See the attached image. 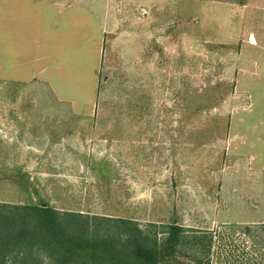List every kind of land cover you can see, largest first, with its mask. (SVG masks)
Here are the masks:
<instances>
[{"label":"rangeland","instance_id":"1","mask_svg":"<svg viewBox=\"0 0 264 264\" xmlns=\"http://www.w3.org/2000/svg\"><path fill=\"white\" fill-rule=\"evenodd\" d=\"M18 4L42 33L0 35V202L82 214L90 235L131 220L146 247L175 223L158 264H264L261 0H76L47 36ZM28 252L5 264H50Z\"/></svg>","mask_w":264,"mask_h":264},{"label":"trees","instance_id":"2","mask_svg":"<svg viewBox=\"0 0 264 264\" xmlns=\"http://www.w3.org/2000/svg\"><path fill=\"white\" fill-rule=\"evenodd\" d=\"M61 212L44 204L0 202V264L21 253L31 256L30 248L48 256L50 264H158L175 253L184 237L182 227L171 223L162 243L146 247L149 233L131 220H116L128 227L122 235L98 236L90 235L87 216Z\"/></svg>","mask_w":264,"mask_h":264},{"label":"crops","instance_id":"3","mask_svg":"<svg viewBox=\"0 0 264 264\" xmlns=\"http://www.w3.org/2000/svg\"><path fill=\"white\" fill-rule=\"evenodd\" d=\"M28 1L30 3V8L37 11V14H35V16H37L38 19H40L39 17L42 18L43 20L42 27L45 24H47V26L51 28L48 32H46L45 34L46 36L54 31L53 29L55 28L56 25L62 23V19L59 22L58 20H54L55 17L53 15L55 16L61 15L63 14V12L67 10L68 11L73 10V8H75L76 10L78 9V7L74 6L76 0H28ZM261 3L263 4L262 8L264 11V0H261ZM18 5H19L18 0H0V33H2L0 35L1 36L6 35L5 39L7 40L8 38L12 37V35H14L13 36L14 39L20 38V40H22L20 35L29 34L28 32L37 30L39 34L42 33L37 28V26H39L37 22L36 23L34 22V25H32L30 28L31 30L29 31L23 30V28H25L26 26L25 24L22 23L23 19L21 17H24V15L20 13L21 8L20 7L17 8ZM12 8L15 10L10 11L12 10ZM24 9L26 10V8ZM91 14L93 15L92 12ZM48 16H53L51 21H48L50 20ZM251 37L254 38L255 43L254 41L253 43L250 42ZM51 38L50 39L41 38L40 42L42 43V47H39L40 44L37 40L33 41L34 45L36 44L39 47L38 52L42 53L44 47L50 44L49 42H55V40ZM5 39L3 38V47L0 48V68L7 67L9 69L14 66V60L12 59V55H11L12 52L9 49L10 44L12 43V38H11V42L10 41L8 42ZM249 44L253 47L258 46L260 49H262L264 53V27L261 28L260 32H256L255 30L249 32ZM41 48H43L42 51L40 50ZM21 57L22 56L20 57L18 56V59ZM26 61H30L27 58V56L24 60H21L20 62L24 64ZM262 73L264 74V62L262 64Z\"/></svg>","mask_w":264,"mask_h":264}]
</instances>
